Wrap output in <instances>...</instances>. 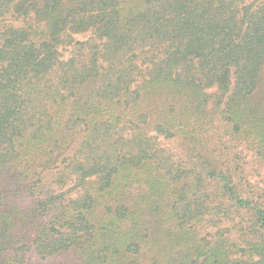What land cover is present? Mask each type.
I'll list each match as a JSON object with an SVG mask.
<instances>
[{
    "label": "trees",
    "instance_id": "16d2710c",
    "mask_svg": "<svg viewBox=\"0 0 264 264\" xmlns=\"http://www.w3.org/2000/svg\"><path fill=\"white\" fill-rule=\"evenodd\" d=\"M263 85L264 0H0V264H264Z\"/></svg>",
    "mask_w": 264,
    "mask_h": 264
},
{
    "label": "rangeland",
    "instance_id": "374dc122",
    "mask_svg": "<svg viewBox=\"0 0 264 264\" xmlns=\"http://www.w3.org/2000/svg\"><path fill=\"white\" fill-rule=\"evenodd\" d=\"M17 25H21L20 21H16ZM89 37V34L77 35V40H86ZM71 49H61L62 55L66 58L69 56ZM264 87V85H263ZM159 143L162 147L169 151V153L173 154L175 158L183 157L185 155V149H183L178 143V141H169L164 137L159 138ZM236 145V143H234ZM232 144L229 146V150L227 153L231 152V158L235 156L234 159L235 164L238 165V170L241 172L240 177L243 185L248 186L251 185L253 189L264 190V164H260L254 153L248 150L244 145H240L235 147ZM68 188H66L63 192H67ZM76 194H70V196H75ZM72 255L63 256L50 260H40L37 258L33 251L27 253L26 255V263L25 264H64L70 263V259H72Z\"/></svg>",
    "mask_w": 264,
    "mask_h": 264
}]
</instances>
